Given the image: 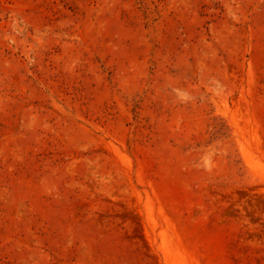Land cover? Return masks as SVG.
I'll return each instance as SVG.
<instances>
[{
  "label": "rangeland",
  "instance_id": "rangeland-1",
  "mask_svg": "<svg viewBox=\"0 0 264 264\" xmlns=\"http://www.w3.org/2000/svg\"><path fill=\"white\" fill-rule=\"evenodd\" d=\"M0 264H264V0H0Z\"/></svg>",
  "mask_w": 264,
  "mask_h": 264
}]
</instances>
